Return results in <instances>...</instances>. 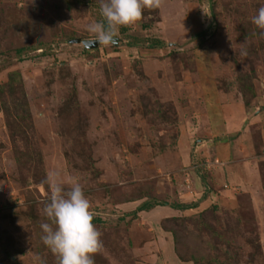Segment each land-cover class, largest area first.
<instances>
[{"label": "rangeland", "instance_id": "1", "mask_svg": "<svg viewBox=\"0 0 264 264\" xmlns=\"http://www.w3.org/2000/svg\"><path fill=\"white\" fill-rule=\"evenodd\" d=\"M101 3L0 0V264H57L53 171L90 201L94 264H264V0H160L71 41Z\"/></svg>", "mask_w": 264, "mask_h": 264}, {"label": "clouds", "instance_id": "2", "mask_svg": "<svg viewBox=\"0 0 264 264\" xmlns=\"http://www.w3.org/2000/svg\"><path fill=\"white\" fill-rule=\"evenodd\" d=\"M159 6L160 0H102V20L89 24L88 31L99 43L114 44L118 26L133 25L144 9ZM252 23L264 35V6L252 17ZM46 183L51 191L43 211L51 223L41 225L43 243L56 256L57 264H94L93 254L102 247V240L83 187L73 182L65 189L55 171L47 175Z\"/></svg>", "mask_w": 264, "mask_h": 264}, {"label": "trees", "instance_id": "3", "mask_svg": "<svg viewBox=\"0 0 264 264\" xmlns=\"http://www.w3.org/2000/svg\"><path fill=\"white\" fill-rule=\"evenodd\" d=\"M18 53L20 54L21 52H20V50L18 51ZM13 75H11V77H12ZM13 81H15V79L13 80ZM10 83H12V81H11V79H10ZM161 204H163V203H161V202H157L156 200H155V202H150L149 200H147L146 202H144L143 204H142V206H141V209H145V210H147V209H149V208H152V207H154V206H157V205H161ZM165 204V203H164ZM167 205V204H166ZM175 206H177L178 207V209L179 210H184V209H186V208H188L189 206H187V205H180V204H174ZM194 205H196V204H194ZM193 205V206H194ZM172 206V205H171ZM174 207V206H173ZM176 216V215H175ZM171 218H167L166 220H171V221H175L176 219V217H174V216H170ZM164 220V219H163ZM162 220V221H163ZM177 221V220H176ZM161 226H162V222H161ZM170 232H172V234H173V238H174V240L176 241H174V250H175V252L177 253V255L179 256V257H181L182 258V256L180 255V251H185L186 249H185V247L184 246H182L181 244V242H182V238L181 239H179L178 238V233L174 230V229H171V231ZM178 243H180V244H178ZM183 247L185 250H182V249H180L179 247ZM187 253H189V252H187V250H186V254ZM204 257L202 256V255H198V254H194V253H189V255H188V257H187V260H189V261H191V262H193L194 264H203V261L201 260V259H203Z\"/></svg>", "mask_w": 264, "mask_h": 264}, {"label": "water", "instance_id": "4", "mask_svg": "<svg viewBox=\"0 0 264 264\" xmlns=\"http://www.w3.org/2000/svg\"><path fill=\"white\" fill-rule=\"evenodd\" d=\"M73 42L82 43L85 48H92L96 47L99 44V41L97 40H81V39H73L71 40Z\"/></svg>", "mask_w": 264, "mask_h": 264}, {"label": "crops", "instance_id": "5", "mask_svg": "<svg viewBox=\"0 0 264 264\" xmlns=\"http://www.w3.org/2000/svg\"><path fill=\"white\" fill-rule=\"evenodd\" d=\"M169 205H171V204H167V205H165V210H167V208L169 207ZM180 212V211H179Z\"/></svg>", "mask_w": 264, "mask_h": 264}]
</instances>
